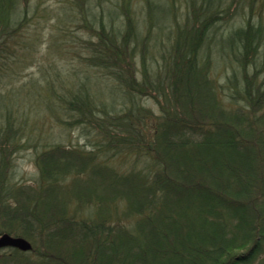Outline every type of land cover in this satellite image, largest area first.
<instances>
[{
	"label": "trees",
	"instance_id": "16d2710c",
	"mask_svg": "<svg viewBox=\"0 0 264 264\" xmlns=\"http://www.w3.org/2000/svg\"><path fill=\"white\" fill-rule=\"evenodd\" d=\"M23 1L0 0V83L11 85L0 91L9 94L0 100V232L26 237L35 264H264V0H230L226 6L185 0L180 19L172 1L168 15L157 17L156 2L148 0L150 30L153 23H175L153 72L144 58L151 36L138 31L131 0L112 1L106 9L96 4V13L83 0H64L61 9L75 8V23L87 24L95 36L88 65L126 95L110 104L78 79L71 89L67 76L97 78L89 70L63 77L45 69L42 84L11 83L23 60L17 48L27 43L17 37L27 18ZM232 5L247 15L215 36L214 25ZM104 11L122 15L123 26L111 27ZM131 41L145 51L139 77L131 71ZM212 49L233 59L224 84L211 74ZM141 93L159 102L158 114L135 101ZM40 94L51 122L81 124L98 135L92 148L44 139L36 125L38 117L42 121ZM27 95L31 102L23 99ZM29 145L40 176L11 181L12 154ZM122 152L133 157L126 170L107 159ZM88 174L103 181L101 194L84 184ZM29 253L0 250V264H28Z\"/></svg>",
	"mask_w": 264,
	"mask_h": 264
},
{
	"label": "rangeland",
	"instance_id": "374dc122",
	"mask_svg": "<svg viewBox=\"0 0 264 264\" xmlns=\"http://www.w3.org/2000/svg\"><path fill=\"white\" fill-rule=\"evenodd\" d=\"M83 1L81 2L82 6L86 5L92 10V12L96 13V9H94V6L96 4L98 9H100L99 5L103 6L104 9H106L105 6H110L112 1H117L115 5H118L122 0ZM167 1L168 0H154V2H156L155 14L157 17H159V14L162 12L164 13V15H168L170 6ZM169 1H172L170 2V4L173 3L171 4L173 9L175 4L174 14L176 12L177 19H180L181 16L184 15V11L186 8L185 0ZM64 2V0H28L21 3L22 7L28 6V11L26 13L27 18L25 21V25L22 27L21 31L18 32L17 37L19 35L21 38H25L27 40V43H25L26 45L22 46V48L20 47L19 49L15 45L18 55L22 56L23 60L20 61V65L16 70L17 73H15L16 76L14 80L11 81V83L22 82L25 85L29 83L30 80H34V82H36L37 84H42L44 83L45 79L43 77V71H45V69L49 70L53 68L58 72V75L60 74L63 77H65L68 72L71 73L74 71L75 75H83L85 71L89 70L98 79L92 76H88L86 79L82 77L70 78V76H67V80L70 81L71 89L76 88L79 80L80 82L85 83L84 86L87 91L101 96L102 100H105V102L108 104L112 103L113 100L126 99V95L120 91V88L118 86L110 83L114 81H112V79H110L106 74H103L99 67L94 68L88 65L87 58H89L90 56L92 45L91 41L95 40V36L92 35L93 33H90V28L89 31L87 30V28H85L86 26H88L87 24L85 26V23H75L77 21V11L75 10V8L72 7L71 10L73 12L68 9L71 13L61 9L60 6H63L65 4ZM229 2L230 0H221L220 3L221 5L224 4L226 6V3ZM131 5H133L131 11H133L132 17L136 22V26L138 21V31H140L142 34H147L148 32V34L151 36L150 42L154 45L153 48V45L150 44V50L147 48V52L144 53V58L148 59L150 71H157L158 67L156 63H158L161 59V56L159 54L160 52L163 53L162 50H165V48L169 46V44L166 43L167 36H170L171 31H173L171 27L175 28V23L173 22L174 18H171L172 20L163 25L162 28H160L161 25H154L153 23V29L150 30V20L146 17L148 0H131ZM221 5L217 4V9L219 12H221ZM32 7H36L35 9L37 12H34ZM105 12L106 11H104L103 14L104 18L106 22L110 23L111 27L114 23H119L120 28L123 26L124 20L122 18V15L121 17H119L118 14H111L110 17V15ZM221 14L224 15V18L223 20H220L219 23L216 22V24L214 25L215 27H217L215 29L216 33L213 32L214 35L218 37L226 34L230 28L239 25L241 20L247 15L246 8H237L233 5L227 9V12H222ZM94 26L96 27L97 24H95ZM91 28L95 29L93 27ZM149 35L145 40L147 41L146 44H148ZM158 36H163V38H160L159 44L156 41ZM172 37L173 36L171 35L170 38ZM133 44V41L129 42L128 47H132ZM12 46L13 44L11 45V49H13ZM151 50H153L154 52H151ZM22 51L23 54H21ZM143 52L145 51L142 45L136 46V44H134V46L131 48V53L128 54L132 62L131 71L133 73L135 72L138 77L142 68L141 64L143 60ZM150 53H152V58H157V61L154 62L151 60L152 58L150 59ZM211 53L212 58L214 59L211 74L216 78L219 84H224L225 75L232 72L233 70L230 65H232L235 69L233 59H231L230 61V59L228 60L226 56H218L217 52H214L213 49L211 50ZM257 55L260 56L259 53H257ZM29 58H31V60H28ZM152 72H150V74H152ZM3 85H5V87L11 86L10 83L1 82L0 91L4 89ZM35 89V86L29 88L30 91H36ZM43 90L47 92L46 89ZM39 92L41 93V91ZM220 95L226 98L224 91L221 92ZM31 96L33 95L22 97L25 102H31V100H33ZM8 99V93L0 96V100H2V103L8 101ZM134 99L136 102H140L145 107L150 108V112L155 113V115L159 113V102L152 96H149L147 93H141L138 96L135 95ZM37 103L40 107H42V109H37L38 112H41L42 121L41 119H39L40 117H38L36 120V125L38 124L39 127L43 128L40 129V133L41 135L44 133L46 134L45 137L44 135L42 136L44 137V139L48 138L51 139L50 141L52 142L60 141L63 143L74 144L78 147H82L85 150H89L90 148H92L90 142L98 139L97 134L94 135L91 130L90 132H88L89 129L81 126V124L68 122L66 126V124L62 122H58L56 124L55 121L51 122V120H49L48 118L49 111L43 109V107L47 106L48 102L45 100L42 94H40V96L38 97ZM51 104L53 103L51 102ZM117 105L121 107L120 103H117ZM59 126H62L63 128ZM37 132L35 131V134H37ZM35 137L39 138L36 135ZM39 142L42 143L41 139H39ZM30 147L31 145L19 149L18 151L14 152V154H12L9 171V178L11 179V181L26 182L37 180L39 178L40 175L38 167L35 164L36 158L34 157V149ZM94 151L100 154L97 155V157H101V155L103 154V149L99 146L94 147ZM128 154L129 153L122 152L119 153L116 157H107V159L111 164L117 165L119 169L126 170L128 169L127 166L130 165L129 160L133 159L132 155ZM140 161H143L142 157H139L137 161L138 166L143 165V163ZM85 183H87L89 190L93 189L94 193H102L101 186L103 185V181L100 180L99 177H93L92 175L88 174L86 177L84 176V184ZM104 191H107L106 187L104 188ZM35 245L40 247L39 242H36ZM7 248H1L0 250H4ZM22 251L31 253L26 255L25 262H27L28 264L36 263L33 260L34 253L32 248ZM37 260L40 261L41 264L42 260Z\"/></svg>",
	"mask_w": 264,
	"mask_h": 264
},
{
	"label": "water",
	"instance_id": "95a60500",
	"mask_svg": "<svg viewBox=\"0 0 264 264\" xmlns=\"http://www.w3.org/2000/svg\"><path fill=\"white\" fill-rule=\"evenodd\" d=\"M11 245L21 250H29L31 243L28 239L20 235H11L8 232L0 233V247Z\"/></svg>",
	"mask_w": 264,
	"mask_h": 264
},
{
	"label": "bare ground",
	"instance_id": "6f19581e",
	"mask_svg": "<svg viewBox=\"0 0 264 264\" xmlns=\"http://www.w3.org/2000/svg\"><path fill=\"white\" fill-rule=\"evenodd\" d=\"M0 233H2V232H0ZM11 235H12V234H11ZM20 236H22V235H20ZM23 237H24V236H23ZM25 238H26V237H25ZM26 239H27V238H26ZM7 247H9V248H10V247H15V246L6 245V246H2V247H0V249H1V248H7ZM15 248H17V247H15Z\"/></svg>",
	"mask_w": 264,
	"mask_h": 264
}]
</instances>
